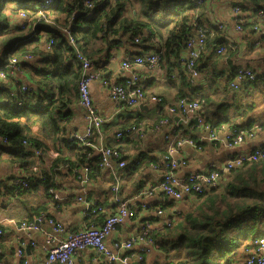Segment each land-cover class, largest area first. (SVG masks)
<instances>
[{"label": "clouds", "instance_id": "9594fccd", "mask_svg": "<svg viewBox=\"0 0 264 264\" xmlns=\"http://www.w3.org/2000/svg\"><path fill=\"white\" fill-rule=\"evenodd\" d=\"M80 3L33 17L59 18L60 49L0 44V99L26 105L0 110V145L19 155L0 165V264H264V180L246 167L264 159V0ZM6 16L9 31L28 20ZM240 173L250 198L209 202L193 225L199 195Z\"/></svg>", "mask_w": 264, "mask_h": 264}, {"label": "trees", "instance_id": "16d2710c", "mask_svg": "<svg viewBox=\"0 0 264 264\" xmlns=\"http://www.w3.org/2000/svg\"><path fill=\"white\" fill-rule=\"evenodd\" d=\"M43 0H39L42 2ZM13 0H0V44L5 41L8 42L10 49H14L15 52L21 53V55H26L27 49L32 48L34 45L43 46L47 42V46L53 48L54 50L60 49L66 41V37L63 35L62 29L56 25L60 22L58 17H50L52 22L49 23L48 19L34 20L33 17L38 15V7H33L28 4L26 0H15L18 5L15 9H10L9 5ZM105 5L103 3L93 6L91 12L78 11L72 16V23L68 25V31L72 34L76 33H87L88 29L85 22L92 21L99 12L102 11ZM155 9H163L166 13L170 11V8L161 4L152 5ZM79 8H83V0L79 5ZM12 11L13 13H19L24 11L29 16V19L22 26H18L14 31H9L7 29V16L6 13ZM64 11L62 6V0H55L51 8H45L41 12L56 13ZM35 32V35H33ZM41 36H44V40H41ZM71 48V45H68ZM39 64L33 67V71L37 75L46 74L44 65L49 62H55L58 59V51H54L52 54H44L37 57ZM22 66H27V62L21 60ZM18 83V82H17ZM0 88V96H10V90L5 86ZM211 99V98H209ZM39 100V97H38ZM220 104H223L221 101ZM219 107V105H218ZM25 104L15 102L11 99H0V110H4L11 115H21L23 114ZM41 105L37 103L35 111H40ZM10 137L12 134H9ZM16 157L19 159L18 153L10 145H0V163L4 162L3 157ZM23 166V162H22ZM248 168V176L257 181L264 180V159L260 160L258 163L249 162L246 165ZM234 172L236 170H233ZM250 187L249 181L245 179L243 173L235 176V181L232 183V187L228 191L213 187L209 192H202L198 199L190 205L188 208V219L193 225L200 224L203 225L206 221L204 217L207 213V205L209 202L215 206L216 202L219 201L221 211L227 210V205L230 202H234L237 207L243 201L248 200L250 197L247 194H237V190L240 188ZM182 225V220L174 221L173 226ZM167 228V225H164ZM183 235V234H181ZM205 239H208L207 237ZM200 264H204L203 261Z\"/></svg>", "mask_w": 264, "mask_h": 264}, {"label": "built area", "instance_id": "2783aa9c", "mask_svg": "<svg viewBox=\"0 0 264 264\" xmlns=\"http://www.w3.org/2000/svg\"><path fill=\"white\" fill-rule=\"evenodd\" d=\"M55 0H43L42 2H40V4L37 6L38 7V13H40V11L44 10L45 8H49L48 5H52L54 3ZM24 12V11H21ZM26 13V12H24ZM27 14V13H26ZM29 19V16H28ZM21 27V26H20ZM22 28V27H21ZM70 33V32H69ZM0 88H3L2 86H0Z\"/></svg>", "mask_w": 264, "mask_h": 264}, {"label": "crops", "instance_id": "0c3cea01", "mask_svg": "<svg viewBox=\"0 0 264 264\" xmlns=\"http://www.w3.org/2000/svg\"><path fill=\"white\" fill-rule=\"evenodd\" d=\"M157 202L156 201H152V204H156ZM145 206H147V205H145ZM139 211H143V208H141ZM146 219V217H144V216H141V220H145Z\"/></svg>", "mask_w": 264, "mask_h": 264}, {"label": "rangeland", "instance_id": "374dc122", "mask_svg": "<svg viewBox=\"0 0 264 264\" xmlns=\"http://www.w3.org/2000/svg\"><path fill=\"white\" fill-rule=\"evenodd\" d=\"M15 4H16V6L18 5V3H17V2H15ZM2 164H3V162H1V163H0V165H2Z\"/></svg>", "mask_w": 264, "mask_h": 264}, {"label": "bare ground", "instance_id": "6f19581e", "mask_svg": "<svg viewBox=\"0 0 264 264\" xmlns=\"http://www.w3.org/2000/svg\"><path fill=\"white\" fill-rule=\"evenodd\" d=\"M54 2H55V1H54ZM53 4H54V3H53ZM53 4H52V5H53ZM52 5H48V6H49V8H51V7H52Z\"/></svg>", "mask_w": 264, "mask_h": 264}]
</instances>
